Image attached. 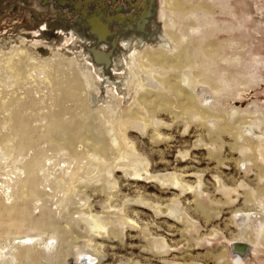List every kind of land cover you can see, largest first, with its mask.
<instances>
[{"label":"bare ground","instance_id":"obj_1","mask_svg":"<svg viewBox=\"0 0 264 264\" xmlns=\"http://www.w3.org/2000/svg\"><path fill=\"white\" fill-rule=\"evenodd\" d=\"M31 1L17 0L23 4ZM229 1L220 12L226 9L228 16L238 19L231 11ZM32 2L41 5L35 0ZM16 4L9 6L16 8ZM160 4H156L153 13L146 4L132 20L123 23L113 20L109 23L111 32L104 36L98 34L101 37L89 34V28L82 21L78 23L60 17L54 26L64 33L67 43L72 41L71 46L80 49L79 53L90 63V68H77L72 61L59 65L38 61L19 49L0 59V71L5 69L10 76L8 80L12 78L23 91L13 97L0 96V170L4 169V173H0L6 178L0 192V264H40L48 255L52 264H67L72 248L84 249L83 260L94 264L104 256L103 242L89 236L96 233L112 239L124 238L123 233L113 228L114 223L124 229L141 228L148 239L153 240L154 246L155 241L160 240L163 243L161 254L177 248L178 243L169 246L163 235L152 234L150 224H143L139 215L131 211L128 204L132 199L124 195L118 173L124 177L133 176L134 184L153 179L163 190L175 191L174 197L163 206L158 200L161 198L150 195L148 188H137L135 203L151 208L157 215L168 212L178 216L179 208L172 205L184 202L176 191L188 195L192 190L196 199L190 209L183 206L187 212L183 211V214L191 219L200 217L208 225L210 211L201 206L197 197L198 192L209 195L203 188L202 177L198 176L190 183L184 177L187 173L177 167L171 171L165 169L164 172L171 173L159 177L162 173L131 139L133 127L147 134L152 130L150 140L153 143L168 141L162 128L170 129L178 121L187 128L189 121L197 122L201 129L197 142L202 143L208 158L215 160L220 168L230 159L238 176L242 166L253 167L254 187L247 183L246 175L241 177L239 184L235 176L223 177L219 172L213 185L226 193L223 206H229L240 197L243 200V207H233L230 211L240 217L242 229L234 233L232 218L226 224L228 240L239 245L234 247L236 253H242L245 244L264 249V113L256 115L242 111L240 114V108L231 103L234 93L252 90L259 80L251 78L245 83L247 75L243 72L235 74L219 70L220 65L238 64L241 56L237 53L244 52L245 46L239 45L235 38L224 43L201 44L200 40L205 42L217 37L210 30L218 24L214 19L216 14H224L218 13L210 3L161 0ZM143 12L148 13L145 19H140ZM231 34L233 30H230ZM97 37L103 40L102 44L97 43ZM223 46L227 47L226 54L222 51ZM177 49L182 53L175 55ZM55 65L59 69H55ZM209 65L217 66L213 75L209 73ZM32 70L44 72L43 81L47 82L49 95L40 96L32 86L26 85L25 82L34 77ZM151 87L160 90L161 94V91L170 92L171 96L166 98ZM206 90L209 94L205 104L210 108H203L199 102ZM107 99L112 100L108 103ZM208 99L212 101L208 103ZM222 102H228V108L218 111ZM163 116L171 122L169 128ZM95 119L109 138L97 132L99 127ZM231 119L233 123H230ZM245 132L258 141L247 138ZM217 148L219 153H216ZM229 153H232L231 157ZM159 154L160 161L167 166L169 162L164 153ZM180 154L182 162L190 155L188 151ZM11 164L13 167L9 168ZM42 186H47L48 190L42 191ZM92 194L103 197V211L93 209ZM55 198H58L56 203L62 204L53 210L50 203ZM72 198L79 199V203L70 204ZM11 201L15 203L9 204ZM210 201L220 203L213 197ZM36 208L39 214L33 217ZM58 209L65 215V220L58 217ZM189 210L194 215L188 213ZM75 218L77 224L85 225L88 236L71 227L70 221ZM164 222L169 227L178 225L175 221ZM180 223L188 230L195 228L184 217ZM255 230L254 239L252 232ZM31 231L35 234L30 235ZM223 233L217 226L205 236L193 235L186 241L190 246L193 241L202 243L204 239H219ZM221 250L224 251L214 254L212 260L225 264L227 250Z\"/></svg>","mask_w":264,"mask_h":264},{"label":"rangeland","instance_id":"obj_2","mask_svg":"<svg viewBox=\"0 0 264 264\" xmlns=\"http://www.w3.org/2000/svg\"><path fill=\"white\" fill-rule=\"evenodd\" d=\"M32 1L30 2V4H23L22 2H17V0H0V59L4 58L5 55L11 54L14 49H19L20 51L23 50L26 52V54L35 57L38 61L46 60L50 63L54 62L57 65H59V63L71 64L72 61L75 62V65H78L77 68H88L90 63H88L87 60L82 56V54L79 53L80 49L73 48L71 46L72 41L70 43H67L64 39V33L61 31L58 32L56 26H54L60 21L54 9L52 10V8H48L45 10L46 7H41V5L33 4ZM35 1L39 3L38 0ZM160 1L161 0H158L156 3L158 6L161 5ZM194 1L199 2L201 0ZM203 1L204 3H210V5L214 6L215 10L218 13L224 12V14H216L214 19L217 20L218 24L216 27L210 30V33L215 34V36L217 37H211L205 42L200 40L201 44L203 45L206 42L224 43L230 38H235L237 42H240L239 45L245 46L244 52L237 53L239 56H241L238 64H234L232 66L220 65L219 70H226L228 73L235 74L241 71L247 75L244 80L245 83L250 82L249 80L251 78H256L259 80L258 85H254V88L252 90H249L247 92L238 90L236 93H234L232 97L234 99L231 100V103L236 108H240V114L242 113V111H248L250 113L254 112V114L256 115L264 113V0H230L229 4L231 6V11H234L237 16L236 18L238 19H233L232 16H228L227 12H225L226 9L220 12V9L225 6L227 0ZM15 3H17L16 6H14L16 8H11L9 6V4L13 5ZM128 7V9L126 10L127 13L130 12L131 9L132 12H135V10H138L140 5H136L134 7L129 5ZM109 11H111V8H108V13ZM74 12L78 13L75 10ZM64 14L69 17L71 16V13H69L68 11L64 12ZM71 19L72 20L70 21L77 20L76 18ZM230 30H233V34L231 35ZM57 33H60V35ZM79 45L80 43L78 42L77 47H79ZM65 50L69 52L67 53L65 52ZM226 50L227 47L223 46V53L226 54ZM180 51L182 50L177 49L176 51H174L175 55H179L180 53H182ZM67 59L68 61H66ZM215 60L216 63H218V59L215 58ZM57 65H55V69H59ZM65 69L67 71V68H64V70ZM209 70V73L213 75L217 71V66L209 65ZM31 74L35 78H29L28 81L25 82L26 85L28 87L32 86V88H34V90H36L40 96H44L46 95V93L49 95L46 89L48 87L47 82L43 81V79L45 80L44 72H42L41 70H32ZM8 77L10 76L8 75L7 71L5 69H2L0 71V79H2L0 80V96L13 97L19 92L22 93L23 91L17 87L12 78H10L11 80H8ZM154 88L151 87L150 89L160 93V90L158 91L157 88ZM161 92L162 94L160 93V95L166 98H169L171 96L170 92ZM208 94L209 91L206 90L200 101L198 100L200 102V106H202L203 108L209 107V105L205 104ZM111 100L112 99H107V102L110 103ZM208 100V103L212 101H210V99ZM227 104L228 102H222L218 107V111H221V109H226ZM125 109L126 108H123V110ZM162 118L164 119L166 126H168L169 128V126L171 125L169 119L166 116H163ZM98 122L99 121H96L97 126L99 127L97 128V132L101 133L104 138H109L107 133L103 131ZM230 123H233L232 119L230 120ZM184 125L185 124L182 121H178V123L174 127H170V129L162 128L164 130L162 131V133H164L165 135L164 138H167L168 141L163 140L159 143H153L150 140V136L152 134L151 129V133L147 134L141 129L137 130L131 127V139L139 145V149L142 152L146 153L150 157L149 159L150 161L152 160L155 169H157L158 172L162 173L159 175V177L171 173L164 172L165 169L171 171L175 167L187 173L184 177H186V179L190 181V183L196 181V178H198V176L202 177L205 183V186H203V188L209 191V195L198 192L197 197L201 201V206L210 211V223L206 225L204 223V220H202L200 217L194 216V219H191L190 216L188 218L186 214H183V211L186 212L183 206L185 205V207L190 209V206L196 199V197L194 196L196 194H193L192 190L188 192V195H181L179 191H176V194L180 195V198L184 202V204L172 205L176 208H179L178 216L175 217L168 212H166L165 214L157 215L154 210H151V208H146L141 204L135 203V200L137 198H135L134 196L136 194L137 188H148V192L150 195L156 194L159 198H161L158 200L163 206L166 205V202L169 199H172L174 197L173 192L175 191L167 192L166 190H163V188L159 186L158 182L153 179L142 183L140 182L139 185L138 183L134 184V181H132L133 176L124 177L122 176V173H118L117 177L119 179L121 189H123L124 195L131 197L130 200L132 199L131 203L128 204L131 208V211L139 215L143 224H150L152 234H154L155 236L163 235V237H165L166 241L169 243V246H172L174 243H178V245L177 248L173 247V249H171L168 253L161 254L163 243L160 240H156V245L154 246L153 240L151 241V239H148L146 232H144L141 228H135L134 230H131L130 228L124 229L119 223H114L113 228L123 233L124 238L120 237L117 239H112L108 238L107 235H98L96 233L89 236H92L97 240L103 242L104 256L99 257L101 260L96 261V263L94 264H124L128 261H137L139 262V264H223V262H214L212 260V256L214 254L224 251L221 250V248L227 250L228 257L224 260L225 264H264V249L260 247L257 248L242 243L245 244L248 249L246 248V250L242 251V253H236L237 248H234L235 245L233 244L235 242H232V240H228L230 236L229 231L226 229V224H228L229 220L232 218L235 222L231 225L234 233L242 229L243 225L242 222H240V217L235 214L232 215V212L230 211L233 209V207H243V200L240 197L239 200L232 201L229 206H223L222 202L226 200V193L213 185L215 175L217 174V172H219L223 177L227 176L228 178H232L233 176H235L239 184L242 182L241 177L246 175L247 183L250 184V186L254 187L256 182L254 181L253 167L249 164V167L242 166V168L240 166L241 175L238 176L236 175V167H234L230 159L226 166H221V168L223 167L221 169L219 167V164L215 160H211L210 158H208L206 148L201 145L202 143L200 144L197 142V137L201 130L197 122L189 121V128ZM262 131L264 132V128L262 129ZM245 136L247 138H252L255 142L258 141L255 137L247 134L246 132ZM195 145L198 146L196 147ZM217 149L216 153H219L220 151L219 149ZM187 151L190 154L189 158L185 160L183 159L182 162V156L180 152L186 153ZM159 152L164 153V158L169 162L167 166L164 165V162L160 161L161 157ZM225 155H227V153ZM239 155L240 154H238L237 156ZM228 156L231 157L232 153H229ZM12 167L13 165L11 164L9 168ZM217 169H219V171H217ZM0 171L3 172L4 169ZM2 176L3 175H1L0 173V192L2 190V187L4 186L3 182L6 181V178L4 176L3 178ZM229 186H232L231 183ZM46 189L48 190L47 186H42L41 188V190L45 192L47 191ZM240 192L243 193V189H240ZM232 195L235 196L234 194ZM212 197L216 201H220V203L210 201ZM101 198L103 197L96 195L90 199V202L94 203L93 206L95 208L93 207V209H95V211L104 210L102 208L103 202H101ZM75 199L76 198H72L70 204L71 202H74V204L76 202L79 203V199L77 201ZM57 200L58 198H55L52 204L50 203V206L52 205L53 210L57 209L58 206L62 204L56 203ZM10 203L13 204L15 202L11 201L9 202V204ZM188 204L190 205L188 206ZM40 205L41 203L38 206ZM172 206H170V209H172ZM70 209H72V207H70ZM191 209L194 210V208ZM192 210H189L188 213L193 214ZM60 211L61 210L58 209V217L62 220H65V215L61 214ZM38 214V208L34 209L33 217H36ZM183 217L186 219L187 223L189 221V224L191 226L193 225L195 228L192 230H188L186 227L180 225L181 218ZM164 220L178 222V225H172L171 227H169L164 222ZM70 224L71 227H73L74 231L84 236H88L85 225L82 223L77 224L76 218L75 220L70 221ZM217 226L224 231L221 237L219 236V239H204L202 243L193 241L192 245H190L192 248L186 241V239H192L193 235L205 236V234H209L211 230H213ZM196 230L198 232L197 234L195 232ZM29 234L34 235L35 233L32 232ZM252 234L255 239L257 230L253 231ZM187 253L189 254V256L187 255ZM208 253H212V255L209 256ZM69 254L70 255L67 257V264H89L88 262L83 260V257H85L83 255L86 254L84 249L72 248ZM238 254L242 255V257L236 258L235 256ZM49 257L50 255L45 256L40 264H42L43 262V264H52V259ZM196 258L198 261H195Z\"/></svg>","mask_w":264,"mask_h":264},{"label":"flooded vegetation","instance_id":"obj_3","mask_svg":"<svg viewBox=\"0 0 264 264\" xmlns=\"http://www.w3.org/2000/svg\"><path fill=\"white\" fill-rule=\"evenodd\" d=\"M41 4V7H46V9L52 8L54 9L56 15L58 16L59 20L60 17L65 18V20H72L71 18H76L78 23L84 11H88L89 9L94 10L95 16L101 17H121V18H128L125 15L131 16L136 14L137 12L140 14L142 12V6L146 3L147 0H38ZM122 1V2H121ZM127 4V6H126ZM136 6L140 5L138 10L135 12L127 13V9L130 8L128 6ZM128 7V8H127ZM108 8H111V11L108 13ZM114 8V9H113ZM68 11L71 13V16H67L64 12ZM77 11L78 13L74 12ZM64 15V16H63ZM79 16V17H78ZM67 18V19H66ZM102 21V18H101Z\"/></svg>","mask_w":264,"mask_h":264},{"label":"water","instance_id":"obj_4","mask_svg":"<svg viewBox=\"0 0 264 264\" xmlns=\"http://www.w3.org/2000/svg\"><path fill=\"white\" fill-rule=\"evenodd\" d=\"M157 1L158 0H147L146 3H144L142 7H144L146 4H148L149 7L152 8L151 10H153L152 11V13H153L154 9L156 8V2ZM147 13L148 12H143V14L140 15V19H145V16L147 15ZM81 14H82L83 17H81L82 19H80V21L85 23V26L89 28V32L88 33L91 34V35H94V36H97L100 33H102L103 36L109 34L111 32L110 29H109V23L113 22V20L118 21L120 23H123L125 21L132 20V18H133V15L129 16L130 18H121V17H109V18H106L104 16V17H101L102 18V21H101V18L99 16L97 17V16L93 15L94 14V10L93 9H89L88 11H84ZM101 26H103V28H101ZM100 35H98V36H100ZM100 37L99 38L97 37V43L102 44L103 40ZM238 246H239L238 244L235 245V247H238ZM243 246H241V248ZM246 248H247L246 246L243 247V250H246Z\"/></svg>","mask_w":264,"mask_h":264}]
</instances>
